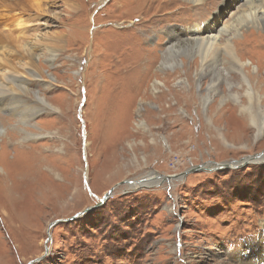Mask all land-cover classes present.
<instances>
[{
  "label": "rangeland",
  "instance_id": "rangeland-1",
  "mask_svg": "<svg viewBox=\"0 0 264 264\" xmlns=\"http://www.w3.org/2000/svg\"><path fill=\"white\" fill-rule=\"evenodd\" d=\"M0 12L26 19L0 22V264L264 263V0ZM172 30L231 49L229 82L199 51L163 65Z\"/></svg>",
  "mask_w": 264,
  "mask_h": 264
},
{
  "label": "bare ground",
  "instance_id": "bare-ground-1",
  "mask_svg": "<svg viewBox=\"0 0 264 264\" xmlns=\"http://www.w3.org/2000/svg\"><path fill=\"white\" fill-rule=\"evenodd\" d=\"M194 1V0H193ZM196 2H200L201 0H195ZM236 3V2H235ZM252 5V4H251ZM238 6V5H237ZM4 8L3 9H7L5 6H3ZM1 10H2V8H1ZM4 10V11H5ZM3 12V11H2ZM24 14L22 13H15L14 15H12V16H6V17H3L2 16V14H1V12H0V19H7V20H5V21H0V22H2V23H5V25H6V28H7V26L9 25V24H12V23H15L21 30H22V28L24 27V26H26L25 24H24V21L26 20V19H24V16H23ZM256 15V14H255ZM247 17H248V15H246ZM245 16V14H243L242 15V18H240V19H242V21H248V18ZM17 17V20L16 21H14L15 20V18ZM257 20H259V24L261 25V27L263 28L264 27V15H260L259 17H258V19ZM1 25V24H0ZM4 27V26H3ZM230 27V26H229ZM5 28V29H6ZM1 30V33L3 32L4 34H5V32L4 31H6V30ZM10 31V30H9ZM0 33V34H1ZM169 49H168V54L167 55H164V56H166V58L165 57H163V58H165V59H163L164 61H163V65H167V64H170L171 66H174V65H176V63H177V57L178 56H182V55H187V54H190L191 52H193V51H199V52H201V54H202V57H203V61H202V74H200V75H202V76H205V75H209L210 76V79L212 80V83L209 85V88L208 89H210V90H212V88L213 87H215L216 86V84H217V82H214L215 81V79H217V78H219V76H223V78H226L227 79V82H229L228 81V77H229V74L227 75V74H224V72H223V70L222 69H220L219 67V65H220V61H221V56H222V54L223 53H229L230 54V51H231V49H229V48H226L225 47V49H223V47L222 46H220V45H218L217 43H214V40H206V41H202V40H200L201 42H199L198 40H196V39H191V38H189V37H186V38H184L183 40H180L179 38H181V37H183L182 36V34L180 33V31H178V30H176V31H174V30H172V31H169ZM8 35H10V33H7L6 34V36H8ZM16 38H19L20 40H21V36L19 35V36H15ZM6 39H7V37H6ZM232 44V43H231ZM232 52V51H231ZM28 53V52H27ZM232 54V53H231ZM224 55V54H223ZM224 56H226V55H224ZM232 57V56H231ZM53 58V57H52ZM224 61V60H223ZM203 64H204V66H203ZM228 64H230V69H232V71L233 70H237L238 71V73H240V75H241V78H242V80L243 81H247L246 79H247V75L245 74V72L243 71V69H245V67H247L248 65H244L243 63H240V62H236L234 59H230L229 60V63ZM227 70V69H226ZM187 69L184 71V73H186L187 75H190L189 73H187ZM191 72V71H190ZM223 72V73H222ZM229 72V71H228ZM252 72V71H251ZM36 73V72H35ZM230 73V72H229ZM33 74V73H32ZM4 75V74H3ZM36 75V74H35ZM4 77H5V75H4ZM198 77V76H197ZM201 79V78H200ZM218 80H220V78L218 79ZM185 81H183V83H184ZM182 83V82H181ZM20 84H22L21 82H20ZM188 84H190V86H194V84H195V82L194 81H190V78L188 77ZM199 84H200V82H199ZM247 84H248V81H247ZM2 85V84H1ZM249 85V84H248ZM19 87V86H18ZM21 87V86H20ZM184 87H186L185 86V84H184ZM200 87V86H199ZM208 87V86H207ZM251 87H253V84H252V86ZM249 89H251V91L249 92L250 94H252V95H254V97L255 96H257L256 95V93H255V91H254V89L253 88H249ZM4 90V89H3ZM209 90V91H210ZM29 91V90H28ZM14 92V91H13ZM212 92V91H211ZM10 94V93H9ZM13 95V94H12ZM6 96H8V95H5L4 94V91H1L0 92V104H3V100H6V99H9V98H7ZM16 97V96H15ZM252 97V96H251ZM253 98V97H252ZM18 99V98H17ZM204 99V101H206L207 100V97H204L203 98ZM252 100H256L255 98H253ZM26 103V102H25ZM33 104V103H32ZM15 105V104H14ZM29 105V104H28ZM35 105V104H34ZM33 105V106H34ZM1 106V105H0ZM25 107V106H24ZM15 108V107H14ZM252 108V107H251ZM29 111V110H28ZM27 113V112H26ZM244 113V112H243ZM254 113V112H253ZM251 115V114H250ZM257 116V115H256ZM252 117V116H251ZM254 118V117H253ZM223 139V138H222ZM154 143V142H153ZM155 145V144H154ZM257 157V159H255L256 161H260L259 160V158H261V157H263L264 158V156L263 155H260V156H256ZM262 160V159H261ZM231 164H233V163H231ZM217 165V164H216ZM171 178H173V177H171ZM154 181V180H153ZM7 214V213H6ZM263 240H264V237H263ZM222 264H226V263H224L223 261L221 262ZM264 264V263H263Z\"/></svg>",
  "mask_w": 264,
  "mask_h": 264
},
{
  "label": "water",
  "instance_id": "water-1",
  "mask_svg": "<svg viewBox=\"0 0 264 264\" xmlns=\"http://www.w3.org/2000/svg\"><path fill=\"white\" fill-rule=\"evenodd\" d=\"M262 154H264V151L260 152V155H262ZM256 156H259V154H256ZM216 164H219V163H216ZM225 165H226V166H230L231 164L227 163V164H225ZM200 167H201V166H199L198 168H200ZM113 189H114V188H113ZM113 189L109 190L108 193H106V195L102 198V200H101V202L99 203V205L102 204V203L104 202V200H105V199L111 194V192H112ZM94 207H95V206H94ZM91 208H92V207H89V208H87L86 210H89V209H91ZM86 210H85V212H86ZM82 213H84V211H83ZM82 213L75 214L74 216H72V218H74V217H76V216H78V215H80V214H82ZM37 260H39V258L30 261L29 264H32L33 262H35V261H37Z\"/></svg>",
  "mask_w": 264,
  "mask_h": 264
}]
</instances>
